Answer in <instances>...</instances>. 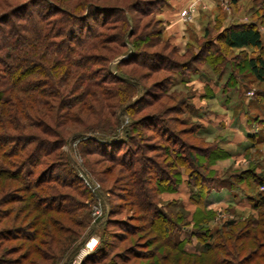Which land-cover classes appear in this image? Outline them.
Wrapping results in <instances>:
<instances>
[{
  "label": "trees",
  "instance_id": "obj_1",
  "mask_svg": "<svg viewBox=\"0 0 264 264\" xmlns=\"http://www.w3.org/2000/svg\"><path fill=\"white\" fill-rule=\"evenodd\" d=\"M165 3L166 0H0V264H71L85 236L91 233L88 210L89 199L94 198H87L89 191L81 184L73 160L62 154L63 145L77 143L83 158L78 169L87 179L91 174L99 175L91 155L122 163L129 169L135 166L134 154L141 149L139 138L132 131L137 122H132V127L121 128L122 120L115 109L122 106L124 112L136 107L141 111L146 105L140 98L128 99L139 94L144 86L138 83L133 72L120 70L143 63L136 60L143 53L135 48L137 43L148 47L162 44L163 51L170 49L169 56L165 51L142 54L148 59L152 55L163 59L162 63H152L149 67L156 72L166 71L169 76L162 78L168 81L169 87L177 79L185 85L195 75L218 87L217 80L195 66L198 61L213 64L218 71L216 79L228 69L219 94L229 100L236 93L246 122L259 128L258 137L246 149L264 144V89H257L253 98L243 104L245 90L249 88L236 76L242 64L254 81L264 85V45L258 27L253 21L233 22L213 30L207 26L199 49L188 52L185 58L179 57L180 60L177 47L164 36L165 23L157 14ZM237 3L236 0L230 3L235 11L239 10ZM217 11L223 16L220 8ZM135 12L155 17L159 27L137 35V19L132 14ZM220 18L217 16L214 21L220 22ZM107 30L112 31L107 34ZM198 41L192 37L186 46L191 47ZM219 43L224 49L250 50L256 54L222 62L227 56L215 49ZM121 49L125 51L120 53ZM204 51L207 55L201 57ZM116 58L119 59L114 68H110ZM100 63L103 65L99 66ZM177 72L179 78L174 76ZM205 90L214 96L208 84ZM172 98L183 112L193 110L188 97ZM252 110H258L261 115L251 117ZM149 122L159 128L156 130L164 140L173 134L167 119L158 116ZM192 129L200 135V122ZM127 141L126 150L121 153ZM189 146L201 154V146ZM162 149L166 154L164 160L171 165L169 150ZM211 155L214 160L227 156V152L212 150ZM189 159L193 161L192 154ZM192 164L195 168L186 177L189 200L204 211L208 209L205 199L215 177L202 186L199 166ZM159 174L155 175L156 185L151 186L150 194L144 191L141 175L131 181L134 186L131 203L136 205L147 225L141 228L143 233L159 218L167 223L166 227L162 226V233L158 231L159 234L144 240L145 237L139 236L116 250L134 229L130 227L123 233L120 227L124 220L115 218L119 212L105 202L103 216L97 221L104 226V234L81 264H264V246L259 241L264 240V215L251 222L253 227L248 223L243 229L226 230L219 248H215L210 241L217 239L221 229L189 230L177 220L182 215L174 218L172 213L152 202V191L177 190L174 185L179 183L176 179L174 185L170 184L169 172L163 173L164 176ZM164 178L167 182H163ZM255 180L258 186L264 187V169L255 173ZM136 181L139 186L143 185L141 193L135 191ZM227 181L231 189H244L236 181ZM247 199L253 209L264 207V191L248 194ZM180 228L188 229L186 238L180 236ZM193 236L200 238L201 243L205 239L196 252L185 248ZM163 247L166 250L162 251ZM171 249L178 255L172 256ZM213 249L221 251L220 258H208ZM201 253L207 255V261L197 256ZM184 256L193 259L186 260ZM137 260L149 262L134 263Z\"/></svg>",
  "mask_w": 264,
  "mask_h": 264
},
{
  "label": "rangeland",
  "instance_id": "obj_2",
  "mask_svg": "<svg viewBox=\"0 0 264 264\" xmlns=\"http://www.w3.org/2000/svg\"><path fill=\"white\" fill-rule=\"evenodd\" d=\"M236 1L238 2L237 5L239 6L238 11H235L232 8L230 4L231 0H216L215 7L212 10L209 11L208 9H206L207 12L211 15L206 16V18L205 16H201L202 24L200 26V33L197 35L196 33L193 34V38H196L197 40L199 39L198 43L193 44L191 47H188L186 45L181 48L177 47V57L179 58L184 56L185 58L188 52H196L197 49H199L205 27L208 26L209 29L212 28L211 30H213L218 27L222 28L224 26H228L233 22L242 23L253 21L263 36L262 39L264 45V1ZM218 8H220L223 16L220 12L217 11ZM132 14L133 18H135V20L137 19V25L139 28L137 35L142 34V32L144 34H147L151 29H156L159 27V24H157V20L155 17L145 16L139 12H135ZM217 16L221 17L220 22L214 21L217 19ZM111 31L107 30L106 32L107 34H109ZM147 39L152 40V37L149 36ZM161 45L148 47L145 43L140 42L137 43V46L135 48L138 51H143V53L148 52L149 54H151L152 52L159 53L165 51L164 53L169 56L168 52L170 51V49L166 48L163 51V47H161ZM215 49H217V51L221 54H224V56H227V58L223 59L222 62H234L233 57L236 58L235 60L237 61L240 60L239 57H252L256 54V52H251L250 50L240 51L237 49H224L220 43ZM124 51V49H121L120 53H123ZM142 54H139V57H136V60H139L143 63L137 62L138 64L129 65L127 67H123V69L120 70L133 72L132 74L137 79L138 83L144 86V91L139 90V94L135 93V95H133L132 97H128V99L134 101L135 99L140 98L142 101H144L142 103H145L146 101V105L143 106V109H141V111L136 110V107L128 108L124 112H122V106L118 109H115L117 112H119V118L122 120L121 128H129V126L132 127V122H137L135 124L136 127H133L132 131L134 135L139 138L141 149H137L136 154H134V156H136L134 157V159L136 160L135 166L132 169H129L126 168L122 163L112 162L109 159L103 158L99 155H91L89 157L95 160L94 169L99 171V175L97 174V177V175L91 174V178L87 179L81 174L82 171L78 169L83 161V158L81 157V154H79V147L77 146V143L75 142L71 145H63L61 147L62 154H67L68 158H71L73 160L75 171L77 172L79 179L82 180L81 184H83V187H85L89 191L86 194V196H88L87 198H89L90 196L94 198L89 199L90 203L88 210V214L91 218V225L88 228H91V233L85 236L84 244L78 250L75 257L84 248L85 243L89 239H95L97 241V244L95 245L96 247L100 239L102 238L104 234V226L99 225L97 221L103 216V205L105 204V202H108L115 212H119V214L115 218H121L122 220H124V223H122V225L120 224V228L123 233H125L126 230H129L130 227L134 229L132 230V234L129 235L126 240L120 243L116 250L121 249V247L128 244L131 240H137L139 236V238L145 237L142 239L144 240L146 238L153 237L154 234H159L158 231L162 233V226L166 227L167 223L163 222V219L161 218H159V221L153 223L151 228L149 226V229L144 233L143 231H141V228L147 225L145 224V221L141 219V215L136 208V205L133 206L131 203L133 201L131 193L134 191V186L131 185V181L135 177H138L140 175L143 177V184H145L144 191H147L148 194H150L151 186L156 185L154 178L155 175L159 174V172H161L162 176H164L163 173L169 172L172 182L170 184L172 185H174L175 180L177 179L179 183L178 185H174L177 190L172 189L170 191L167 188L168 190L163 189L156 192L152 191V202L158 205L160 209L172 213L174 218H176V215H182V218H179L177 220L182 226H186L189 230L203 229L208 232L207 230L209 229H221L222 232L221 234H219L217 239H213L212 241H210L211 245L215 244V248H219V244L222 243V238L226 236L224 234L226 230L230 231L232 229L231 231H234L235 229H243V226L245 224L256 222L262 217V215H264V207L253 209L247 199L248 194L255 195L258 192L264 191V187L258 186L255 180V173H258L261 168L264 167V163L260 164V162H264V144L252 146L246 150L244 149V151H242L241 154L237 157L230 158L227 156H221L213 160L211 151H219L222 149L227 150V148H229V145H221V142L230 138L233 132L228 127L222 128L221 130H218L217 128L216 130L218 124H216L215 129L210 126V124H205L206 122L215 120L213 113L216 112L215 110H219L218 102L223 100L224 96L220 94L215 97L209 96L208 91L205 90V84L199 85L195 82L193 83L194 79L197 78L196 75L193 76L192 80L185 85L177 82V79L176 81H174L175 84L173 86H167L168 81L165 82V79H163L162 77L164 75L169 76V74H167L166 71L160 70H157L156 72L155 69L149 67V65L152 63H162L163 59L156 55L149 56L151 58L148 59L146 55L144 56ZM205 54L207 55L205 51L202 52L201 57H204ZM175 56H173V58H175ZM119 58L113 60L109 67L114 68ZM184 58L182 59V61L184 60ZM101 64L103 65V63H100L99 66H101ZM195 66H197L201 71L205 72L206 75L213 78V80H217L216 83L218 84L219 89L221 88V85L224 84L226 72L228 71V69L225 70V74H222V77L216 79V74L218 73V71L216 68H214L213 64L198 61ZM239 68L240 69L237 71L238 73L236 76L241 79L240 81H242V83L247 85V87L249 88L245 90V95L243 98L244 101L245 99H249V102L250 99L253 98V94L255 93V91H257V89H264V85L258 84L256 81H254V79H252V77L248 75V70L246 67H244V65L241 64V67ZM180 74L181 76H187L186 74L183 75L184 73ZM174 76L175 78H179L178 72L175 73ZM200 80L205 82V80H202V77ZM249 92H252V94H249ZM198 94H200V97H198ZM172 96L180 98L188 97L190 102L192 103L193 110L189 109V111L183 112L180 105L174 103ZM232 97L233 94L230 95L229 99H232ZM234 97L236 98V100L237 97L238 100L240 99L237 94H234ZM158 116L167 119L169 121V125L171 126L173 134H170V136H168L169 138L165 140L163 139L164 137L161 138L159 136L160 132L157 131L159 130L157 126L155 128V126H153L151 122L147 123L150 118H157ZM198 122H200L202 128L200 135L194 134L192 129L194 124ZM219 125L221 126L220 123ZM189 144L201 146V154H199V151L191 149ZM126 145H128V141L124 145H122L121 153L126 150ZM163 147L169 150V153L167 152V156L170 159L171 165H168V163L163 158V156L166 155L165 151L163 152ZM205 153H208L210 155L207 157V154L205 155ZM189 154H192L193 161L189 159ZM176 155H178L180 159H178ZM194 156H196V158ZM141 162H144V166H141ZM192 162H195L199 166L198 168L201 171V175L203 176V179H201L200 182L202 186L206 185L209 182L208 179L215 177V181L210 184V191L205 199L208 204V209L204 211H201L199 207L195 206V204L191 203V201L189 200L190 187L187 186L186 177L187 174L195 168ZM161 174H159V176H161ZM227 179L236 181L244 189H242L241 187H235L231 189L228 186ZM166 180L164 178L163 182H167ZM221 186L225 188V191H221L223 199L219 200L217 198L221 197V195H217L218 197H215L212 190L220 189ZM141 188L143 189V185L139 186L136 181L135 191L137 193H141ZM64 190L70 191L68 189ZM95 209L98 210L97 217L93 215ZM251 226L249 227L251 228ZM112 228L113 227H109V229ZM117 229L118 228H116L115 230ZM188 229L186 231H188ZM180 230V236L182 238H186L188 234L186 231H183L185 229L180 228ZM154 231H156V233H154ZM190 238L191 240H189L188 244H185V248L191 252L193 250V252H196V250H198V246L205 243V239L204 241L202 240L201 243L200 238H197L195 236ZM205 238L207 239V235H205ZM259 241H261V245L264 246V240L262 239ZM11 244H15V242L7 243L5 246ZM152 248L153 245L150 249ZM161 250L164 251L166 250V248L163 247ZM170 251L172 253V256L178 255V252L172 251V249ZM220 253L221 251L213 249L208 254V258H220ZM89 254H87L86 256H88ZM86 256L84 258H86ZM197 256L201 258V261H207V255L201 253ZM184 257L186 260L191 258L193 259V257ZM116 262H120V260L117 259ZM133 262L134 261H132V263ZM136 262L146 263L149 261L137 260L134 263Z\"/></svg>",
  "mask_w": 264,
  "mask_h": 264
},
{
  "label": "crops",
  "instance_id": "obj_3",
  "mask_svg": "<svg viewBox=\"0 0 264 264\" xmlns=\"http://www.w3.org/2000/svg\"><path fill=\"white\" fill-rule=\"evenodd\" d=\"M215 1L216 0H166V3L161 6L157 12L158 16L165 23V36L176 47L181 48L186 45L193 37V34L196 33L197 35L200 33V26L202 24L201 16H205L206 18V16L211 15L206 9L209 11L212 10L215 7ZM183 9L189 10L188 19L181 17L180 13ZM194 82L199 85L208 84L214 93L213 97L218 96L219 88L213 85L212 82L201 81L198 77L194 79L193 83ZM234 94L232 99L225 100V98H223V100L219 101V110H215L216 112L213 113L215 120L205 123L210 124L214 129L216 124H218L216 130L217 128L221 130L222 128L228 127L233 131L230 138L221 142V145H229V148L225 151L227 152V157L230 158L239 156L241 152L251 144L252 139L255 141L259 134V128L255 124L246 122L244 111L240 109L241 107L238 108L239 100L238 97L236 100ZM198 97H200V94H198ZM248 100L249 99H245L243 104H247ZM256 114L260 113L256 110L250 111L251 117H254ZM263 163L264 162H260V164ZM262 169H264V167H262L261 170ZM222 190L225 191V188L222 186L220 189L212 190L215 197L221 195V197L217 198L219 200L223 199Z\"/></svg>",
  "mask_w": 264,
  "mask_h": 264
},
{
  "label": "built area",
  "instance_id": "obj_4",
  "mask_svg": "<svg viewBox=\"0 0 264 264\" xmlns=\"http://www.w3.org/2000/svg\"><path fill=\"white\" fill-rule=\"evenodd\" d=\"M181 17L188 19L189 17V10L183 9L180 13ZM249 94H252V92H249ZM93 215L97 217L98 210L95 209L93 212ZM97 244V241L95 239H89L85 245L84 248L78 253V255L71 261V264H80L82 262V259L93 251L95 245Z\"/></svg>",
  "mask_w": 264,
  "mask_h": 264
}]
</instances>
